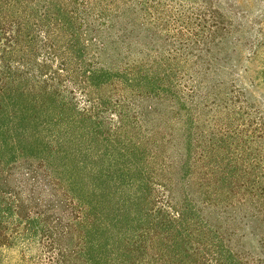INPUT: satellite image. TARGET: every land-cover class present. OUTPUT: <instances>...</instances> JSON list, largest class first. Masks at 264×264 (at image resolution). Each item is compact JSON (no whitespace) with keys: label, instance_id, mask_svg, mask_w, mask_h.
<instances>
[{"label":"trees","instance_id":"1","mask_svg":"<svg viewBox=\"0 0 264 264\" xmlns=\"http://www.w3.org/2000/svg\"><path fill=\"white\" fill-rule=\"evenodd\" d=\"M235 203L264 221V0H0V264H237Z\"/></svg>","mask_w":264,"mask_h":264},{"label":"rangeland","instance_id":"2","mask_svg":"<svg viewBox=\"0 0 264 264\" xmlns=\"http://www.w3.org/2000/svg\"><path fill=\"white\" fill-rule=\"evenodd\" d=\"M220 220L216 229L220 234L219 255L224 262L227 248H231L237 257V264L264 262V221L254 216L252 208L238 204H223L219 207ZM21 249L9 250L3 264H16L21 258Z\"/></svg>","mask_w":264,"mask_h":264}]
</instances>
